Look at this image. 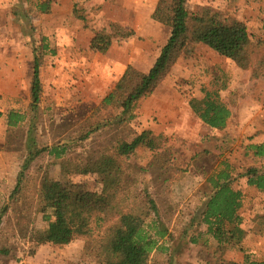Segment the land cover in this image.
I'll use <instances>...</instances> for the list:
<instances>
[{"label": "rangeland", "instance_id": "rangeland-1", "mask_svg": "<svg viewBox=\"0 0 264 264\" xmlns=\"http://www.w3.org/2000/svg\"><path fill=\"white\" fill-rule=\"evenodd\" d=\"M52 1L56 10L47 15L31 12L23 0H0V112L4 114L0 119V251L9 250L0 253V264H102L101 237L108 223L95 226L92 236L76 237L66 246L37 247L31 232L45 231L48 223L36 212L34 197L43 179L100 192L101 176L64 174L62 160L92 162L143 134V143L124 158L131 175L128 181L134 183V195L157 202L161 222L171 234L167 243L170 256L161 254L157 259L153 255L149 264H170L169 260L171 264L242 263L245 253L253 260L264 261V209L255 215L249 210L242 213L247 236L236 248L219 246L205 235V227L191 223L212 194L207 178L227 163L239 187V177L251 163L250 142L264 135V73L255 76L254 71L255 64L264 60V0H187L191 15L209 14L245 24L253 44L254 65L242 70L205 45L190 44L177 62V69L139 104L129 124L117 122L121 114L117 105L103 107L111 84L101 64L91 67L94 55L86 48L96 27L108 30L112 44L119 45L127 43V38L120 36L133 33L131 41H135L138 33L141 37L154 34V44L144 39L130 44L131 52L144 53L137 55L132 67L148 73L171 33L169 27L152 18L159 0H107L109 12L99 0H75L71 15H64L60 0ZM103 11L106 18L101 19ZM121 12L127 16V28L110 20ZM44 41L49 49L41 68L42 102L38 116L31 119L34 51ZM75 45L79 63L68 66L64 63L66 51ZM206 92L217 94L231 111L224 131L206 126L188 106ZM178 100L183 103L179 109ZM11 111L28 117L17 129L7 125ZM30 130L36 140L35 152L65 146L68 150L60 160L42 152L26 171L17 198L34 221L23 235L16 215L10 210L1 216V210L11 204V194L29 158Z\"/></svg>", "mask_w": 264, "mask_h": 264}, {"label": "trees", "instance_id": "trees-1", "mask_svg": "<svg viewBox=\"0 0 264 264\" xmlns=\"http://www.w3.org/2000/svg\"><path fill=\"white\" fill-rule=\"evenodd\" d=\"M33 13L51 14L52 0H23ZM153 20L171 29L167 43L153 67L148 73H142L129 66L115 89L103 100V107L117 105L121 109L119 124H129L134 118V111L139 104L149 98L170 75L172 69L190 44H202L220 56L233 61L238 68L249 70L254 65L253 44L245 24L232 19L221 20L209 14L191 15L187 10V0H159L152 16ZM264 29V28H263ZM91 43L95 52L106 53L112 46V36L107 31L96 33ZM131 33L129 36H132ZM44 41L41 48L34 51L31 82V119H36L40 109L43 86L41 68L48 44ZM255 76L264 73V60L255 64ZM224 88L226 83H224ZM190 110L212 130L224 131L228 126L231 111L217 94L206 92L202 99H193ZM4 114L0 112V119ZM28 119L27 115L11 111L7 114V125L17 129ZM30 154L22 167L17 183L11 194V204L1 210V216L10 210L16 215L21 233L29 230L31 221L25 214V208L18 196L26 171L31 167L36 156L48 152L56 160L66 156L67 147L45 148L36 150L33 130H30ZM146 134L131 143H120L110 155H101L92 162L75 164L62 160L64 174L99 175L103 178L100 192L77 190L72 185L43 179L34 197L36 212L43 215L48 223L45 231L33 230L32 242L37 246H66L76 237L92 236L95 226L108 223V229L101 237L102 264H149L158 255L168 254L167 243L171 234L160 219L158 204L152 199L143 201L134 195L133 184L128 179L125 157L134 153L143 143ZM256 158H264V145H250ZM247 152L246 155H248ZM239 178L247 179V184L264 193V164L248 167ZM237 179V178H236ZM232 167L224 164L207 178L212 187V194L203 201V206L192 219V224L206 228L205 235L214 239L219 246L240 247L247 236L241 217L242 193L235 186ZM131 195V196H130ZM143 201V202H142ZM31 205V204H30ZM33 205H31L32 209ZM23 208V209H22ZM50 212V213H49ZM198 240H193L197 242ZM242 249V248H241ZM243 251V250H242ZM0 253H9L1 249ZM172 257V256H171ZM170 264L172 260H169ZM264 264L253 260L245 253L242 263Z\"/></svg>", "mask_w": 264, "mask_h": 264}, {"label": "crops", "instance_id": "crops-1", "mask_svg": "<svg viewBox=\"0 0 264 264\" xmlns=\"http://www.w3.org/2000/svg\"><path fill=\"white\" fill-rule=\"evenodd\" d=\"M60 1H61L60 2L61 6H63L64 15L73 14L75 0H60ZM98 3L105 10L109 9L110 4H109V2H107V0H99ZM55 5H56V3L53 2L52 12H55V10H56ZM107 11L109 12L110 9ZM104 17L106 18V14L103 11L101 19H103ZM126 17L127 16H124L121 12V13H119V15L116 14L115 16L110 17V20L118 22L122 27L127 28L129 25V22H128V19ZM96 29H97L96 33L100 32L101 30L103 31V29L100 28L101 29L100 30L98 27H96ZM106 31H107V33L110 34V32L108 30H106ZM96 33L95 32L91 33V39H90L89 43L87 44L88 46L86 49L88 52H91L94 55L93 56L94 57L93 62L90 64L91 67H94V66L98 67V63H99L102 65L104 72L106 71V74H108L107 81L109 84H111V86H109V88H111V90H110V93H111L115 89L117 83L123 77L127 68L129 66H133L136 64L135 61H136L137 55L142 53V51H136V52L132 51L131 52V45L130 44L135 43L137 41H140L142 39H144V42L154 44L155 35L149 34V36L141 37V35L138 33L137 36H135V41L134 40L131 41V39L134 38L135 34L132 36H129L130 34H127L125 37L120 36L121 39L127 38V39H125V40H127V43L125 42V44H123V45H119L118 43H115V44L113 43L114 45L112 44L111 48L108 51H106V53H99V52H95L91 49V43L95 37L93 35H97ZM169 37H170V35H169ZM169 37L162 44V46L159 48V54L157 55L156 60L160 55V51H161L162 47H164V45L167 43ZM112 42H113V37H112ZM76 49L78 50V46H76V48L71 47L66 51V52H68V57H67V61H64V63H67V65L71 64V63H73V65H76L77 63H79L78 58L75 56V53L77 52ZM142 54H144V53H142ZM86 61H88V60H86ZM103 62L105 63L104 65H103ZM154 63L151 65L150 69L153 67ZM177 64L172 69L173 71L177 69L176 68ZM53 83L55 84L56 80ZM182 104L183 103L181 102V100H178L176 102V108L179 109L180 107H182ZM188 106H189V104H188ZM250 145H255V146L264 145V135L256 136L253 140H251ZM249 159L251 161V163L249 164L250 165L249 167H257L258 165L260 166V165L264 164V158L258 159L254 156V154H249ZM236 187L239 191H241L242 197H243L242 198V209L240 211L241 217H244V215L242 213L245 212L246 210H249L248 213H252L254 215L262 212V210L264 209V193L259 192V190L256 187L249 186L247 184V179H242L240 186L239 187L236 186ZM244 223H245V220H244ZM243 229H244V225H243ZM250 242H252V241H250ZM245 244H247V242H245ZM251 244L252 243H249L250 246H248V247L251 248ZM256 247L258 248V245Z\"/></svg>", "mask_w": 264, "mask_h": 264}]
</instances>
